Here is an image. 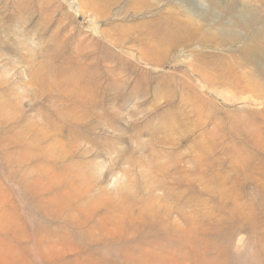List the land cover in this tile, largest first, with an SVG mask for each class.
<instances>
[{
	"label": "rangeland",
	"instance_id": "rangeland-1",
	"mask_svg": "<svg viewBox=\"0 0 264 264\" xmlns=\"http://www.w3.org/2000/svg\"><path fill=\"white\" fill-rule=\"evenodd\" d=\"M0 264H264V0H0Z\"/></svg>",
	"mask_w": 264,
	"mask_h": 264
}]
</instances>
